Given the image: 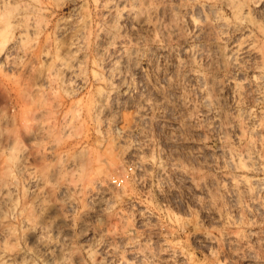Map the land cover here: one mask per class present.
I'll return each mask as SVG.
<instances>
[{
	"label": "rangeland",
	"instance_id": "obj_1",
	"mask_svg": "<svg viewBox=\"0 0 264 264\" xmlns=\"http://www.w3.org/2000/svg\"><path fill=\"white\" fill-rule=\"evenodd\" d=\"M120 2L0 0V264H264V0Z\"/></svg>",
	"mask_w": 264,
	"mask_h": 264
},
{
	"label": "bare ground",
	"instance_id": "obj_2",
	"mask_svg": "<svg viewBox=\"0 0 264 264\" xmlns=\"http://www.w3.org/2000/svg\"><path fill=\"white\" fill-rule=\"evenodd\" d=\"M119 2H120V0H119ZM121 3V2H120ZM119 3V4H120ZM34 9H35V11H38V15H40V12H42V11H44V9H45V7L44 6H42V5H39V6H37L36 8L34 7ZM33 10V9H32ZM34 15H36L37 16V13L36 14H34ZM23 17V16H22ZM34 17L35 16H33V18L32 19H34ZM37 17H39V16H37ZM36 18V17H35ZM191 20L192 21H194V17H191ZM15 21H17V18H16V20ZM20 21V20H19ZM18 22V21H17ZM32 22H33V20H32ZM65 22H67V21H65L64 20V22H60L61 24H58V26H57V29H63L64 28V26H65ZM36 23V22H35ZM34 23V24H35ZM22 24V23H21ZM28 24V23H27ZM18 25V24H17ZM24 25V24H23ZM35 25H37V24H35ZM67 25V24H66ZM19 26H21V25H19ZM27 26V25H26ZM29 26V25H28ZM32 26V25H31ZM31 26L29 27V29L31 28ZM66 27V26H65ZM23 28V27H22ZM35 27H32V29L33 30H35L34 29ZM26 29V28H25ZM27 30V29H26ZM22 33V32H21ZM11 35V34H10ZM9 35V36H10ZM113 36V35H112ZM20 37V36H19ZM8 38H10V37H7V39ZM14 38V37H13ZM103 38H105L106 40H108V42L111 40V36H109L108 34H104L103 35ZM7 39H3V43H2V47H5V48H8L9 46H12V44H11V42H13V41H15V40H12L11 42H10V40H9V44L7 43L8 41H7ZM21 39V38H20ZM104 39V40H105ZM248 39V38H247ZM105 40V41H106ZM249 42L248 43H250V40H248ZM17 42V41H16ZM15 42V43H16ZM14 43V44H15ZM247 43V44H248ZM11 44V45H10ZM14 44H13V46H14ZM250 44H252V43H250ZM250 44L248 45L249 47H250ZM9 45V46H8ZM17 45V44H16ZM8 46V47H7ZM12 46V47H13ZM1 47V48H2ZM247 47V46H246ZM9 48H11V47H9ZM26 49V48H25ZM238 49H241V47H238L237 48V50ZM28 50V49H27ZM28 53V52H27ZM262 56H264V52H263V54H262ZM93 63H94V66H98V63L96 62V61H93ZM100 65V64H99ZM77 66V65H76ZM69 67H71V66H69ZM73 67V66H72ZM71 67V68H72ZM100 67V66H99ZM73 68H75V67H73ZM65 69H67V68H65ZM68 70H70V69H68ZM94 70V69H93ZM74 69H73V73H74ZM95 73V71H93V74ZM97 73H95L94 75L95 76H97L96 75ZM98 77V76H97ZM101 78V77H100ZM99 78V79H100ZM102 79V78H101ZM256 81V80H255ZM234 83V82H233ZM234 85H235V87H236V85H238L236 82L234 83ZM233 85V86H234ZM232 86V87H233ZM239 87V86H238ZM237 87V88H238ZM100 107V106H99ZM75 116V115H74ZM22 119V118H21ZM3 131V130H2ZM7 133V132H6ZM9 133V132H8ZM7 133V134H8ZM13 133V134H12ZM10 135L8 134V136L7 137H9V136H12L11 138H7L6 140H5V137H3L2 139L3 140H5V143L3 144L2 143V140H1V142L0 143H2L3 145H1L0 144V201H2V202H7L8 201V203H9V201H11L12 199H11V195L14 193V192H16L17 191V189H18V183H19V179H20V177H21V175H23V177H25V179H26V181L29 183V184H31L32 186H34L35 187V189L33 188V187H31L30 188V190H29V194L32 196L31 198H33L35 195H37V194H39V193H41V192H39V189L41 188V189H44V191H43V193H45V192H47V193H51L52 191H53V189H55L53 186V188L51 187V185H53V184H51V182H49V180H47L46 179V176L47 175H45L44 174V172L41 170L40 171V169H39V171H38V174H37V169H36V166H35V168H33L32 167V169H30L29 170V166L31 165V166H33L32 165V163L30 162V160L28 159V157L27 156H24L23 155V153L22 152H20L17 148H15L16 147V143H18L17 141V139H19V138H16V135H14V132H12ZM2 134V133H1ZM5 134V133H4ZM3 134V135H4ZM15 134H18V132L17 133H15ZM6 135V134H5ZM18 136H20V133H19V135ZM15 149H17V150H15ZM16 151V152H18L19 151V153H21V154H17V153H15L16 155H14L13 153V151ZM49 152H50V150H49ZM235 156V155H234ZM234 156H232L231 154L229 155V158L227 159V161L228 162H230V163H234V164H237V163H240V161H239V159L237 160V158L236 157H234ZM246 156H247V158H248V163L246 164V165H253V164H255L257 161H255V159H253L252 158V156L250 155V154H246ZM34 164V163H33ZM35 165V164H34ZM43 168V167H42ZM34 169H36V172L34 171ZM45 170V169H44ZM42 172V173H41ZM26 174V176H24ZM97 176L98 177H100V178H96V180L98 179V181H102L101 180V176H100V174L98 173L97 174ZM241 180H244V181H246L247 179L245 178V177H242L241 178ZM27 183V184H28ZM49 184H51V185H49ZM101 184H103V182H101ZM100 184V185H101ZM35 185H37L38 187L40 186V188H37ZM61 185V184H60ZM58 186L57 187V191L58 190H60V188H62L61 186ZM29 188V187H28ZM67 188V187H66ZM63 190V188L60 190V191H62ZM55 191V190H54ZM100 191L103 193V194H107L108 195V193H110L109 192V189L106 187V186H102L101 188H100ZM42 193V194H43ZM14 195V194H13ZM13 197V196H12ZM34 199H36L35 197H34ZM32 201V200H31ZM33 202H34V200H33ZM32 202V203H33ZM11 203V202H10ZM4 231H6V232H10V228L9 227H6V230L4 229ZM6 234V233H5ZM4 236V235H3ZM45 244V243H44Z\"/></svg>",
	"mask_w": 264,
	"mask_h": 264
}]
</instances>
